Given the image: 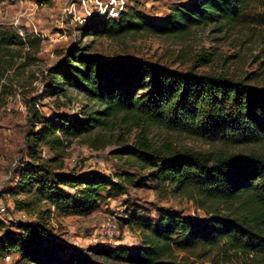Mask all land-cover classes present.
I'll return each instance as SVG.
<instances>
[{"label": "trees", "instance_id": "obj_1", "mask_svg": "<svg viewBox=\"0 0 264 264\" xmlns=\"http://www.w3.org/2000/svg\"><path fill=\"white\" fill-rule=\"evenodd\" d=\"M252 13L264 14V0H181L162 23L148 22L127 9L116 18L94 12L78 30L84 37L112 40L140 33L174 36L243 20ZM41 44L40 37L0 25V96L6 94L2 81L15 59H25L26 67ZM45 82L47 96L61 99L74 91L86 104L79 116L33 114L26 138L28 158L17 165V185L10 193L14 211L25 217L10 223L0 220V259L18 254L23 264H87L73 248L51 238V217L91 215L103 201L126 194V183L146 187L151 181L188 195L206 216L163 210L154 220L144 209L127 210L121 225L138 226L141 243L100 244L95 252L126 264H191L178 253L209 249L236 258L237 264H264V154H166L140 141L121 152L150 170L146 179L134 181L121 174L115 181L96 169L64 170L69 139L88 137L119 116L134 127L157 125L210 143L264 144V87L178 71L141 58L104 59L80 46L70 48L64 60L48 70ZM43 148L49 151L47 158Z\"/></svg>", "mask_w": 264, "mask_h": 264}, {"label": "rangeland", "instance_id": "obj_2", "mask_svg": "<svg viewBox=\"0 0 264 264\" xmlns=\"http://www.w3.org/2000/svg\"><path fill=\"white\" fill-rule=\"evenodd\" d=\"M179 1L0 0V23L14 25L24 36L42 39L40 52H31L29 64L22 67L25 59H15L13 68L5 72L2 81L6 94L0 96V201L14 207L10 193L17 185V165L28 158L26 138L32 129L33 114L59 112L79 116L80 107L86 104L85 98L74 91L61 99L44 93L48 70L61 63L73 46L83 47L104 59L141 58L178 71L225 76L264 87V14L252 13L243 20L201 26L174 36L140 33L112 40L84 37L78 30L94 12L112 17L127 9L139 12L148 22L162 23L171 7ZM68 141L65 171L91 170L92 161L98 155L108 162L102 172L115 181L118 180L116 175L121 174L130 175L134 181L148 178L150 170L121 152L140 141H147L152 148L166 154L185 151L214 157L251 152L264 154V144L227 146L210 143L157 125L143 123L134 127L129 122L124 123L121 116L110 119L107 127L97 129L88 137ZM146 185L136 187L126 183V194L103 201L99 209L88 216L54 214L50 221L51 238L73 248L87 264H126L107 259L94 250L100 244L135 247L141 243L138 226L121 225L127 210L144 209L154 220L163 210L192 218L206 216L205 210L188 195L174 193L167 186L157 187L151 181ZM112 217L118 220L120 230L109 237L101 233V227ZM21 219H24L22 214L13 209H9V215H0V220L7 223ZM11 255L12 262L0 259V264H23L18 254ZM178 257L191 264H237L236 258L223 257L209 249L178 253Z\"/></svg>", "mask_w": 264, "mask_h": 264}, {"label": "built area", "instance_id": "obj_3", "mask_svg": "<svg viewBox=\"0 0 264 264\" xmlns=\"http://www.w3.org/2000/svg\"><path fill=\"white\" fill-rule=\"evenodd\" d=\"M118 14L116 16H112V17H117ZM42 156L44 158H47L49 156V151L47 148H43L42 149ZM108 166V162L106 159H104L103 157H100L98 155L95 156V158L92 161V166L90 169H96V170H100L103 171L107 168ZM9 209H13L14 207L11 205H6L2 202V200L0 201V215L1 216H6L9 215ZM22 217L24 218L25 215L22 214ZM120 230V225L119 222L116 218H107L102 227H101V233L103 235L106 236H114L115 234H117ZM3 261H5L6 263H10L12 262L14 259L12 257L11 254L6 255L5 257L2 258Z\"/></svg>", "mask_w": 264, "mask_h": 264}, {"label": "crops", "instance_id": "obj_4", "mask_svg": "<svg viewBox=\"0 0 264 264\" xmlns=\"http://www.w3.org/2000/svg\"><path fill=\"white\" fill-rule=\"evenodd\" d=\"M0 25H3L2 23H0Z\"/></svg>", "mask_w": 264, "mask_h": 264}]
</instances>
